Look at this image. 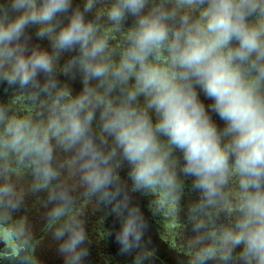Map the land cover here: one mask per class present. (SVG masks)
Wrapping results in <instances>:
<instances>
[{"label":"clouds","instance_id":"clouds-1","mask_svg":"<svg viewBox=\"0 0 264 264\" xmlns=\"http://www.w3.org/2000/svg\"><path fill=\"white\" fill-rule=\"evenodd\" d=\"M4 84L31 107L0 104V208L29 175L65 264L89 250L64 176L111 208L123 255L147 228L133 195L190 188L188 264H264V0H0Z\"/></svg>","mask_w":264,"mask_h":264},{"label":"rangeland","instance_id":"rangeland-1","mask_svg":"<svg viewBox=\"0 0 264 264\" xmlns=\"http://www.w3.org/2000/svg\"><path fill=\"white\" fill-rule=\"evenodd\" d=\"M9 87L0 89V104L5 102L2 96L5 95L4 91H7ZM10 94H15L10 100H8L7 106L11 108H17L22 110V114H25L26 110L31 107V104L27 98L28 93L25 90H19L13 88L10 90ZM4 101V102H3ZM12 181L17 184L18 190L23 193V202L19 208L15 210L5 211L0 208V218L2 219L1 225L7 226L10 229L11 234H8L3 226H0V235L6 232L9 236V246L12 251L6 249L3 252L2 261L4 264H65L63 256L58 252V241L53 236L54 229L48 225L47 213L50 205L45 201L47 193H33L30 191L29 183L24 182L23 177L12 176ZM62 182H65L68 186L71 184L66 176L62 177ZM79 186V183L78 185ZM81 186H71L75 191L74 197L76 198L75 211L81 213L84 211L83 197L84 191ZM40 201V202H39ZM91 210L95 211L96 201H91ZM101 226L93 223L90 227V233L87 248L89 255L85 260V264H102L100 261L101 255L105 257L115 258L120 255L122 261L119 260L117 264H128L134 261L133 254L123 255L120 251H100L99 247V230ZM147 239V243L152 241ZM190 242V241H189ZM20 249V251H19ZM178 251L177 254L166 252L159 248V251H135V260H139V264H162L159 260H176L177 264H188L190 258V249ZM108 258V259H110ZM167 258V259H166ZM113 264V263H105Z\"/></svg>","mask_w":264,"mask_h":264},{"label":"trees","instance_id":"trees-1","mask_svg":"<svg viewBox=\"0 0 264 264\" xmlns=\"http://www.w3.org/2000/svg\"><path fill=\"white\" fill-rule=\"evenodd\" d=\"M80 0H77L79 3ZM111 39L114 43H118L120 36L118 33H112ZM46 43V42H44ZM74 89L78 90L80 88L79 82H75L70 85ZM9 87L8 85H0L1 88ZM13 88L19 89V87H9L5 92V95L2 96V99H5L4 105L8 104V100L15 96V94H10V90ZM21 90V89H19ZM22 91V90H21ZM14 112L22 114V110L17 108H11ZM121 177L126 179V170L121 172ZM18 177H23L24 182L31 183V177L27 174L20 175ZM71 186H76L79 188L78 182L70 177H67ZM81 189V187H80ZM76 190H72V193L75 195ZM83 206L84 211L79 213L80 219L83 221L87 237L90 233V227L93 223L99 224L101 226L99 230V249L100 251H120L119 245L115 240V232L119 230L120 224L117 217L112 213L111 208L99 202L96 210L92 211L90 208L91 201H96V198L89 197L85 194L83 189ZM47 197V195H46ZM197 198L196 194L193 193L190 188H186L180 199L175 204H161L159 203L160 197L156 194H134V202L142 209L144 217L147 222V228L144 233L141 246L136 251H159L164 250L172 254H177L178 251L188 250L189 241L192 239L193 233L191 232V225L189 223V210L192 203ZM47 200V198H46ZM40 202V201H39ZM46 202V201H45ZM147 239L152 241L150 244L147 243ZM88 241V239H87ZM86 241V246H87ZM148 241V242H150ZM177 252V253H176ZM134 261L132 264H139V260H135L133 252ZM104 255V254H103ZM101 255L100 261L102 264L105 263H119V260L122 261V258L117 256L115 258L108 259L107 257ZM127 256V255H126ZM167 259V258H166ZM162 261V264H177L176 260H159ZM128 264H131L128 262ZM160 264V262H159Z\"/></svg>","mask_w":264,"mask_h":264},{"label":"flooded vegetation","instance_id":"flooded-vegetation-1","mask_svg":"<svg viewBox=\"0 0 264 264\" xmlns=\"http://www.w3.org/2000/svg\"><path fill=\"white\" fill-rule=\"evenodd\" d=\"M3 224L2 223V219L0 218V226H3L1 225ZM4 230L7 232H11L10 229H7L8 227L7 226H3ZM6 232H3V235H0V264H4L3 261H2V257H3V252L2 251H6V249H8L9 251H12V248L9 246V243H10V240H9V236L8 234H11V233H6ZM12 235V234H11ZM12 238H14V236L12 235ZM20 251V249H19Z\"/></svg>","mask_w":264,"mask_h":264}]
</instances>
